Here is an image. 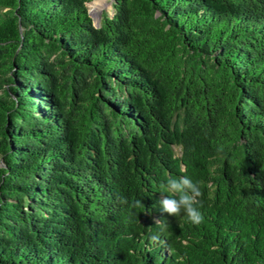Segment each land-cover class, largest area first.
I'll list each match as a JSON object with an SVG mask.
<instances>
[{
	"label": "trees",
	"instance_id": "obj_1",
	"mask_svg": "<svg viewBox=\"0 0 264 264\" xmlns=\"http://www.w3.org/2000/svg\"><path fill=\"white\" fill-rule=\"evenodd\" d=\"M91 1L0 0V264H264V0Z\"/></svg>",
	"mask_w": 264,
	"mask_h": 264
},
{
	"label": "clouds",
	"instance_id": "obj_2",
	"mask_svg": "<svg viewBox=\"0 0 264 264\" xmlns=\"http://www.w3.org/2000/svg\"><path fill=\"white\" fill-rule=\"evenodd\" d=\"M160 187L161 194L171 193V195L161 196L159 204L162 212L172 217H179L183 214L191 223L196 225L203 222V214L197 207L200 204L199 198L202 196L199 182H193L187 176H170L167 179V183H162ZM118 202L133 208L145 207L142 200L139 199L129 204L127 198L118 197ZM161 231H163V228ZM149 239L153 246L163 244V241L160 239V234L151 235Z\"/></svg>",
	"mask_w": 264,
	"mask_h": 264
},
{
	"label": "rangeland",
	"instance_id": "obj_3",
	"mask_svg": "<svg viewBox=\"0 0 264 264\" xmlns=\"http://www.w3.org/2000/svg\"><path fill=\"white\" fill-rule=\"evenodd\" d=\"M87 7L92 21L96 26L99 25L102 16L110 17L113 14L112 0H93ZM175 151L179 154L178 148H175Z\"/></svg>",
	"mask_w": 264,
	"mask_h": 264
}]
</instances>
